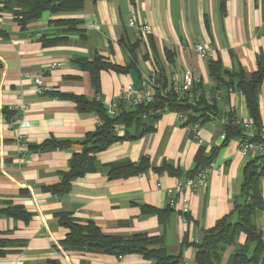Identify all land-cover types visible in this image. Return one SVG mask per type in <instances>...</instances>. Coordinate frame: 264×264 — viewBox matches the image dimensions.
<instances>
[{
	"label": "crops",
	"instance_id": "1",
	"mask_svg": "<svg viewBox=\"0 0 264 264\" xmlns=\"http://www.w3.org/2000/svg\"><path fill=\"white\" fill-rule=\"evenodd\" d=\"M133 17L149 23L152 34L144 35L130 25ZM64 20L77 21L82 31L67 32ZM196 42L214 48L213 59L236 76L224 73L220 79L213 78L209 60L200 59L191 47ZM96 55L122 66L131 60L136 63L127 73L101 72L98 98L104 105L117 100L128 84L149 88L146 78L152 73L169 89L174 79L182 81L184 71L192 68L202 78L201 95L217 113L206 120L200 116L204 121L197 138L176 112L164 113L151 124V132L99 152L98 169L75 179L68 193L56 195L43 188L60 182V172L69 169L72 154L82 150L79 141L102 120L94 111H80L69 98L39 95L32 77L42 76L58 94L95 98L89 73L74 60H93ZM259 56L264 57V0H89L81 10L45 11L24 28L10 12L0 10V208L21 205L33 213L29 223L0 214V238L13 242L0 264H154L140 254L119 257L64 247L61 240L68 229L59 224V212L70 213L81 224L93 221L110 235L161 236L170 254H182L180 264H196L193 243L233 209L244 169L259 156L243 155L237 137L224 136L231 121L254 119L237 75L243 72L249 78L258 69ZM217 87L220 94L214 97ZM257 97L261 124L264 79ZM10 106L13 115L3 111ZM127 131L133 134L137 128L133 125ZM116 133L124 135L125 126L118 125ZM20 134L28 143L24 152ZM50 138L73 144L69 149L32 148ZM200 148L207 155L216 150L209 182L205 188L185 190L187 203L180 198L172 207L168 189L195 169ZM143 157L150 161L148 170L126 178L109 177L108 165ZM260 189L264 198V176ZM145 206L164 210L166 220ZM253 220L264 241V208L256 210ZM245 241L246 235L240 234L239 244ZM233 250L232 246L224 252L223 264Z\"/></svg>",
	"mask_w": 264,
	"mask_h": 264
},
{
	"label": "trees",
	"instance_id": "2",
	"mask_svg": "<svg viewBox=\"0 0 264 264\" xmlns=\"http://www.w3.org/2000/svg\"><path fill=\"white\" fill-rule=\"evenodd\" d=\"M89 0H2L0 10L8 11L13 15L14 20L22 27H26L30 22L39 19L45 11L53 13L81 10ZM224 3V0H223ZM67 25V32H81L77 27L79 23L73 20L61 21ZM51 41L50 43H54ZM74 62L83 70L87 71L91 78V83L97 93L95 98H87L84 95L77 94H58L54 90L46 94H52L57 97L69 98L77 105V109L82 112H96L102 124L88 133L82 141L80 152H74L69 161V169L60 172V182L44 187L45 191L56 195H64L69 192L72 182L83 177L88 173L98 169L96 155L108 149L112 144L123 140L140 138L153 130L154 123L162 115L153 113L154 109L159 106H169L170 112L183 113L191 107L197 112L191 117V121L208 119L210 114L217 113L214 105H208L206 99L201 95L199 87L202 82L194 86L198 94L195 105L188 103V99H180L172 89L166 85L163 86V80L158 76L160 86L156 92V101L148 105H138L131 107L125 102H119V109L116 115H110L107 111V105H104L98 96L101 91V72L105 70L119 73H127L136 66L131 60L128 65L122 66L114 64L102 55H96L93 60L86 58L75 59ZM210 74L215 79H220L224 73L236 76L223 68L219 60L209 59ZM238 87L245 96L248 108L253 115L257 124L258 122V89L264 79V57L258 58V69L248 78L245 73H238ZM217 87L216 89H218ZM215 89V90H216ZM215 93V92H214ZM213 93V94H214ZM215 97V94H214ZM3 111L7 115H13L14 112L8 108ZM123 124L126 133L119 136L116 133V127ZM136 126V133H129L127 130L131 126ZM224 131L226 139L239 136V129L233 125L232 121L228 123ZM73 142L69 140H59L50 138L38 145H32L35 150H52V149H69ZM30 148V145H29ZM216 154L213 150L211 154H204L200 148L197 158L196 167L188 173L187 177L193 176L200 169L209 166ZM261 160V162H258ZM151 168L150 161L147 157L141 158L138 162H121L108 165V175L111 179L118 177H130L137 175ZM173 174L175 169L171 165L165 166ZM264 176V155H259L250 160L243 172V182L240 194L234 203L233 209L220 218L216 224L205 231L202 240L193 243L196 248V264H223L224 252L229 247H234L225 264H260L262 254L264 253V241L261 230L257 228L253 220L256 210L264 208V198L260 189V179ZM186 177V178H187ZM145 210L159 213L161 220H166L164 210H159L151 206H145ZM171 210V208H169ZM0 214L21 219L29 223L33 213L29 212L24 206L12 205L0 208ZM58 222L61 226L68 229V232L61 244L66 248L85 249L98 251L101 253L124 256L126 254H140L144 258L152 260L154 264H180L182 254L173 255L167 251L164 239L161 236H150L147 234H135L131 237H121L106 234L93 221L81 224L75 221L74 217L68 212H59L57 214ZM246 235V241L239 244L240 234ZM13 242L0 238V257L9 253L6 247ZM54 264V263H52Z\"/></svg>",
	"mask_w": 264,
	"mask_h": 264
},
{
	"label": "built area",
	"instance_id": "3",
	"mask_svg": "<svg viewBox=\"0 0 264 264\" xmlns=\"http://www.w3.org/2000/svg\"><path fill=\"white\" fill-rule=\"evenodd\" d=\"M130 25L136 27L144 35L152 34V26L149 23L138 22L135 17L131 18L129 21ZM191 47L197 53L200 59H213L216 56V51L209 45L196 42L192 43ZM53 66H57V63H53ZM158 77L155 73L150 74L146 78V82L149 88H136L132 84L126 85L117 100L109 103L107 105V111L110 115H116L119 109V102H125L131 107L138 105H148L156 101V92L160 86ZM202 82V78L195 76L192 68H187L184 71V78L182 81L174 79L172 82V89L177 94L180 99L186 100L188 103L195 105L197 101L198 94L194 90V86ZM32 84L39 95H45L48 92L53 91L50 85L44 82L42 76H33ZM233 90L232 88L229 89ZM215 96H219L220 89L215 90ZM9 110H14L13 106L8 107ZM166 112H170L169 106H159L154 109L153 113L156 115H163ZM177 113V112H176ZM197 112L191 107L187 112L177 113L181 123L186 126L192 133L194 138L198 137V131L201 126L200 120H195L192 122L191 117ZM212 116V115H209ZM233 125L239 129V136L236 140L238 142L239 151L245 155H263L264 154V123L257 124L254 119L245 120H233ZM226 137V133H224ZM18 141L21 146V151L24 152L28 148V143L24 135L18 136ZM258 162H261L259 160ZM213 167L211 165L206 166L199 171H197L193 176L187 177L180 180L175 187H170L168 189L169 195V205L175 207L177 205L178 199L184 203H187L188 198L183 195V192L187 189L198 190L205 188L209 182L210 176L212 174ZM188 264V263H183Z\"/></svg>",
	"mask_w": 264,
	"mask_h": 264
}]
</instances>
